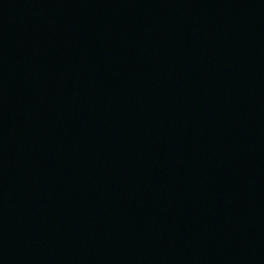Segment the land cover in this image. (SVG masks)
Instances as JSON below:
<instances>
[{
	"label": "water",
	"instance_id": "water-1",
	"mask_svg": "<svg viewBox=\"0 0 264 264\" xmlns=\"http://www.w3.org/2000/svg\"><path fill=\"white\" fill-rule=\"evenodd\" d=\"M0 264H264V0H0Z\"/></svg>",
	"mask_w": 264,
	"mask_h": 264
}]
</instances>
